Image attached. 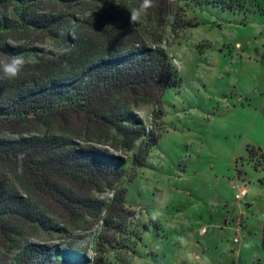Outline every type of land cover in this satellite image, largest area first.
<instances>
[{"label":"rangeland","instance_id":"1","mask_svg":"<svg viewBox=\"0 0 264 264\" xmlns=\"http://www.w3.org/2000/svg\"><path fill=\"white\" fill-rule=\"evenodd\" d=\"M234 1L231 8L184 5L180 14L197 23L177 32L172 18L154 36H148L140 25L144 43L162 39L160 46L177 71L178 84L167 88L158 102H137L130 108L139 126L158 136L157 141L147 151L144 136L130 149L108 148L122 158L125 168V176L112 188L97 191L85 183L62 179L72 196L100 202V212L86 207L69 212L38 194L39 205L57 228H26L24 238L38 244V253L32 255L35 261L185 264L187 260L178 257L183 251L170 248L181 243H210L204 264L211 259L222 264L233 261L231 251L237 249L240 237L231 223L238 212L233 207L239 202L234 197L238 187L230 181L238 177L239 186L249 187L248 195L256 194L251 209L252 217L259 219L257 225L247 224L239 264H264L260 228L264 218V0ZM138 22L146 24L143 14ZM35 44L56 48L49 39ZM91 139L79 142L109 145ZM251 146L262 150V158L249 156ZM122 192V208L113 211L118 207L114 198ZM223 202L227 206L220 205ZM228 211L230 226L210 225L222 223L221 214ZM202 226L205 235L200 232ZM64 250L71 253L70 258L65 259ZM17 254L15 248L12 255ZM77 255L84 258L77 260Z\"/></svg>","mask_w":264,"mask_h":264},{"label":"trees","instance_id":"2","mask_svg":"<svg viewBox=\"0 0 264 264\" xmlns=\"http://www.w3.org/2000/svg\"><path fill=\"white\" fill-rule=\"evenodd\" d=\"M140 3L0 0V58L23 55L30 60L15 79H0V264H43L44 259L32 257L38 244L24 238L27 227L57 228L39 205L38 194L69 212L76 207L100 212V202L72 196L62 179L97 191L112 188L125 168L108 148L130 149L144 136L147 151L157 141L158 136L139 126L130 108L137 102H158L167 88L178 84L177 71L160 46L162 39L144 43L140 25L154 36L172 18L177 32L197 23L180 14L184 5L231 8L235 1L152 0L142 13L146 24H130L129 11ZM42 39L53 41L57 49L35 44ZM92 137L109 145L79 142ZM249 156L262 158L263 152L251 146ZM123 197V192L115 196L118 207L113 211ZM15 248L18 254L12 255ZM63 253L70 258L67 250Z\"/></svg>","mask_w":264,"mask_h":264},{"label":"crops","instance_id":"3","mask_svg":"<svg viewBox=\"0 0 264 264\" xmlns=\"http://www.w3.org/2000/svg\"><path fill=\"white\" fill-rule=\"evenodd\" d=\"M235 179L237 181H235V180L233 182L230 181V184H233L235 186L241 184L240 183L241 178L237 177ZM244 182H245V180H244ZM246 187L248 190L249 187L247 185H246ZM248 193H249V190H248ZM234 197H235V190H234ZM255 197H256V194L253 191H251V194L250 195L247 194L244 198V201H242L241 203H240V201H237L235 199V201L239 202V204H237L233 208L235 209V207H237L238 212H237L236 216L233 217L231 227L236 232V236L240 237V241L242 240V237L245 238L247 236V224L250 222H253L255 225H257L256 222L259 220L256 217H252V213H253L252 210L253 209H251V208L254 205ZM220 205L227 206V203L223 202V203H220ZM249 211H251L250 214L248 213ZM228 213H229V211L227 212V214H221L222 223L221 222H217V223L213 222V223H210V225H212V227L218 226L222 229H223V227L225 228L227 226H230V222L228 221V216H229ZM262 227H263V219L261 220V224H260V228L262 230V237H263V231L264 230L262 229ZM204 233H203V235H205ZM198 235L203 236L202 234H199V232H198ZM240 241H239L238 245H235L237 247V249L235 251H233V250L231 251L234 260L233 261H224L225 264H239V258L241 255V246H242L240 244ZM215 245H214L215 248H219V246H217V245L215 246ZM170 246H172V247H170V248H172V250L177 249V250L183 251L180 255H178V257H181L182 259L187 260V262L185 261L186 262L185 264H204L202 262H205L206 259L203 257V255H204V253L209 252L211 244L210 243H205V244H202V243L201 244L181 243L179 245H170ZM197 250H199L198 253L196 252ZM219 257L221 258L222 255L219 254ZM209 264H222V262H218V260L216 262V260L214 261V259H211ZM258 264H260V262Z\"/></svg>","mask_w":264,"mask_h":264},{"label":"clouds","instance_id":"4","mask_svg":"<svg viewBox=\"0 0 264 264\" xmlns=\"http://www.w3.org/2000/svg\"><path fill=\"white\" fill-rule=\"evenodd\" d=\"M152 6V0H141L138 8L130 10V24L137 22L142 13ZM30 63V60L23 55L5 56L0 58V79H15L23 67Z\"/></svg>","mask_w":264,"mask_h":264},{"label":"built area","instance_id":"5","mask_svg":"<svg viewBox=\"0 0 264 264\" xmlns=\"http://www.w3.org/2000/svg\"><path fill=\"white\" fill-rule=\"evenodd\" d=\"M239 185H237L238 188H237V191L235 193V199L237 201L243 199L248 194V190H247L246 185H242V186H239ZM262 229L264 230V218H263ZM205 231H206L205 227L201 228V230H200L201 233H204ZM234 240L237 241L238 240L237 237H234ZM263 244H264V231H263Z\"/></svg>","mask_w":264,"mask_h":264}]
</instances>
